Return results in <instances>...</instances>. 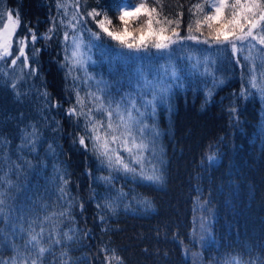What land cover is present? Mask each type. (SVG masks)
Here are the masks:
<instances>
[{
	"label": "trees",
	"instance_id": "obj_1",
	"mask_svg": "<svg viewBox=\"0 0 264 264\" xmlns=\"http://www.w3.org/2000/svg\"><path fill=\"white\" fill-rule=\"evenodd\" d=\"M118 2L99 0L97 4V0H86V8L111 5L114 9ZM146 2L158 7L155 0ZM203 2L162 0L163 15L176 19L177 13L182 12L179 31L184 36L189 20L195 19L189 9ZM56 4L57 0H0V13L4 14L0 31L7 23L8 13L13 19L19 18L13 55L19 47L16 40L27 36L26 53L31 58L33 46L28 28L40 36L54 26L50 40L35 43V48L41 49L35 57L38 74L20 82L19 98L8 86L10 80L0 75V139L7 144L0 152V175L7 173L6 179L16 186L11 212L6 208L7 214L0 216V259L7 261L14 254L13 244L20 253L24 252L32 221H36L33 227L37 232L43 224L47 237L52 225L44 222V217L67 207L58 199L62 181L54 173L55 165L68 181V193L75 200L69 209L71 217H65L57 229L62 243L52 245L44 264H62L65 260L69 264H101L109 254L100 251L104 246L115 250L124 264H224L233 256L253 264L264 261V98L250 87L248 93L252 94L241 95L242 84L247 86L246 76L241 73L247 74L248 68L221 59L216 76L224 83L214 88L210 97L206 96L210 80L206 85L186 76L185 86L173 89L168 102L157 108L155 116L163 183L152 185L119 177L116 187H123L131 195L115 215L105 210V220L101 221V209L96 205L107 188L96 178L107 176L108 171L101 169L92 151H85L79 144L77 134L84 133V118L67 113L76 97L72 76L67 75L66 67H61L65 55L64 28L60 24L63 9L58 10ZM81 13L86 15L85 0ZM108 15L115 30H120L123 26L117 12L110 10ZM145 19L141 16L139 21L132 22L129 30ZM87 23L93 31H99L90 18ZM101 36L102 46L90 53L94 63L90 61L85 67L94 80L106 82L116 99L117 92L122 95L134 91L137 68H143L151 78L156 68L169 62V54L162 55L151 48L140 53V59H118L117 42ZM187 55V49L179 48L170 53L171 61L182 68L188 63ZM11 58L0 67L7 68ZM7 70L20 74L18 69ZM72 75L85 78V72L79 69ZM89 83L93 85L91 89L82 83L79 88L86 109L92 107L86 94L96 90L94 83ZM43 93L48 94L47 98ZM52 104L58 106L51 107ZM33 127L40 137L36 150H19L23 133L31 132ZM50 144L54 153L48 150ZM86 144L91 148L90 141L86 140ZM215 149L217 160L212 163L207 158ZM17 165L21 166L19 172ZM144 199L151 202L150 208L139 203ZM200 220H206L203 229L195 224ZM64 232H69L73 239L65 240ZM62 252L67 255H61Z\"/></svg>",
	"mask_w": 264,
	"mask_h": 264
},
{
	"label": "snow or ice",
	"instance_id": "obj_2",
	"mask_svg": "<svg viewBox=\"0 0 264 264\" xmlns=\"http://www.w3.org/2000/svg\"><path fill=\"white\" fill-rule=\"evenodd\" d=\"M155 3L158 7L149 6L146 0H140L139 3L134 0H119L114 9L109 5L88 10L85 0L86 15L81 13L82 0H71V3L69 0L64 2L57 0L56 4L58 10L63 9L60 24L64 28L62 45L65 55L61 67H66L67 75L72 76L76 97L75 104L67 109V113L69 116L84 118V133L77 134L79 144L85 151H92L101 169L108 171L107 176L96 178L107 188L106 195L96 205L101 209L99 216L101 221L105 220V210L115 215L119 206L131 195L130 192H125L123 187H116L115 181L119 177H130L133 181L152 185L163 183V161L157 146L159 132L156 128L155 116L157 108L168 102L173 89L185 86L188 82L186 76L189 79H199L206 85L210 80L211 87L206 91V96L210 97L212 90L224 83L216 76L217 64L221 59H228L229 62L235 61V64L242 68H248L247 74L241 73L242 77L246 76L247 79V86L242 84L241 95L252 94L248 93V87H250L264 98V0H204L203 3H196L189 9L195 19L189 20L187 35L184 36H181L179 31L183 13L179 12L176 19H170L163 15L162 0H155ZM206 6L207 11H205ZM70 8L71 11H69ZM110 10L117 12V19L123 26L118 31L115 30L116 26H113L112 19L108 15ZM3 15L0 13V18ZM141 16L146 19L138 29L133 30L139 33L134 35L133 31H129V26L132 22L139 21ZM88 18L95 23L99 31H93L88 26ZM18 24L19 18L13 19L12 14L8 13L7 23H4L3 31H0V64L6 63L7 59L12 57L7 68L0 67V75L10 80L8 86L12 88L17 98L21 95L17 91L20 82L38 74L35 57L41 49L35 48V43L40 39L50 40L51 34L54 33V26L40 36L28 28L33 46L31 58L26 53L29 44L27 36L16 40L19 47L17 53L13 55V39ZM205 28H207V35L204 33ZM101 34L117 42L119 50L116 52V57L118 59H140L139 54L147 53L151 48L162 55L169 54V62L156 68L151 78L143 68H137L134 72L136 80L134 91L125 92L122 95L117 92L119 99H116L109 92L106 82L94 80L85 67L91 61V50L102 46ZM186 41H192L197 47L186 44ZM199 45H207V47H198ZM177 48L188 51L186 57L188 63L183 68L175 61H171L170 53ZM125 49L127 51H124ZM241 58L245 62L243 65H241ZM91 62L94 63V61ZM7 69H18L20 74L16 75L15 72H9ZM77 69L85 72L83 80L79 76L72 75ZM89 81L94 83L96 90H90L86 94L87 102L92 105L86 109L85 97L80 95L79 88L82 83L91 89L93 85ZM43 95L46 98L48 96L47 93ZM231 111L235 112V109ZM39 140L38 132L33 127L31 132L23 133L21 144L17 147L19 150L34 152ZM86 140L91 142V148L86 144ZM73 142L75 143V140ZM6 146V142L0 139V152ZM48 150L52 153L55 151L51 144ZM213 159H215L214 156L209 157V160ZM20 167V165L16 166L17 172ZM0 171H3L2 167ZM54 173L62 181L58 199L64 201L67 207L61 206L63 210L52 211L44 217V222L52 225V228L47 230V237L43 224L37 232L33 227L36 221H32L29 225L30 231L24 252L20 253L13 244L14 254L7 261L0 259V264H44L45 254L51 252L52 245L62 243L57 238L61 235L57 229L64 222L65 217H71L69 209L75 198L70 197L66 187L68 181L55 165ZM6 177L7 173L0 175V216L7 214L6 208L9 213L11 212V202L16 198L13 193L16 186ZM139 203L146 208L152 206L147 199ZM203 228L202 222L201 229ZM20 230L23 231V228ZM71 231L73 230L69 229V232ZM69 232L63 233L65 240L73 239ZM192 235L195 237V233ZM200 239L203 240V236ZM100 251L109 253L104 256L101 264H124L123 258L115 250L104 246L100 248ZM61 255H67V253L62 252ZM62 264H69V262L65 260ZM224 264H253V262H244L240 257L233 256L225 260ZM257 264H264V261H258Z\"/></svg>",
	"mask_w": 264,
	"mask_h": 264
},
{
	"label": "rangeland",
	"instance_id": "obj_3",
	"mask_svg": "<svg viewBox=\"0 0 264 264\" xmlns=\"http://www.w3.org/2000/svg\"><path fill=\"white\" fill-rule=\"evenodd\" d=\"M139 28V26H137V27H135V28H133V29H130L129 31H133L134 29H138ZM3 31V30H2ZM206 34H207V31L205 32ZM133 34L134 35H138L139 33H138V31H133ZM14 41V40H13ZM186 44H188V45H192L193 47H197L196 45H194L193 44V42L192 41H186L185 42ZM202 45H199L198 47H201ZM259 47V46H258ZM258 63V62H257ZM210 156H214L215 157V159H213V160H209V157ZM207 160L209 161V162H216V160H217V149H215L209 156H208V158H207ZM203 221L202 220H200V221H197L195 224H199L200 226H201V223H202ZM203 224H206V220H204V222H203Z\"/></svg>",
	"mask_w": 264,
	"mask_h": 264
}]
</instances>
